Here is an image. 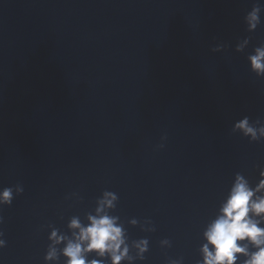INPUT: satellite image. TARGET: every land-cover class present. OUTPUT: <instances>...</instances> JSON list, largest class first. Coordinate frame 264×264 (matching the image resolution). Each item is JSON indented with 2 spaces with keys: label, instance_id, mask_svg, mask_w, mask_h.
<instances>
[{
  "label": "water",
  "instance_id": "1",
  "mask_svg": "<svg viewBox=\"0 0 264 264\" xmlns=\"http://www.w3.org/2000/svg\"><path fill=\"white\" fill-rule=\"evenodd\" d=\"M255 2L0 0V188L24 187L0 209V264H43L46 225L66 231L103 190L122 220L156 228L126 224L150 241L136 264H195L234 174L255 180L264 165V142L231 130L264 118V78L246 59L264 23L249 33L243 22ZM218 43L228 47L213 53Z\"/></svg>",
  "mask_w": 264,
  "mask_h": 264
},
{
  "label": "clouds",
  "instance_id": "2",
  "mask_svg": "<svg viewBox=\"0 0 264 264\" xmlns=\"http://www.w3.org/2000/svg\"><path fill=\"white\" fill-rule=\"evenodd\" d=\"M264 3L256 0L243 16L246 31L253 33L264 23ZM251 37H244L235 45L237 53L249 47ZM228 45L218 43L211 48L220 53ZM249 70L258 78H264V41L253 46L246 56ZM232 132L247 138L249 143L264 142V118L252 120L244 115L232 124ZM167 136L161 137L157 146L163 149ZM258 176L251 180L242 172L234 174L232 183L219 202L214 215L209 218L201 233L199 258L195 264H264V165H257ZM21 183L0 188V209L11 207L14 199L22 195ZM72 197L81 200L77 193ZM68 197H66L67 199ZM119 196L111 190H103L95 199V207L80 215H72L66 223V231L49 223L48 244L43 264H136L143 262L149 252L147 237L130 239L126 224L140 227L143 232H155L150 219L132 217L122 220L116 214ZM61 219L63 217L61 216ZM5 218L0 215V249L7 247L2 226ZM162 249L172 247L168 238L159 241ZM165 264H184V258L166 256Z\"/></svg>",
  "mask_w": 264,
  "mask_h": 264
}]
</instances>
